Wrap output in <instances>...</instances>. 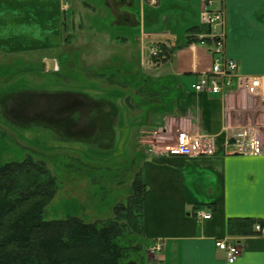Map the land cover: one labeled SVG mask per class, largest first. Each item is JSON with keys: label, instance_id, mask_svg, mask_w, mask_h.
Instances as JSON below:
<instances>
[{"label": "crops", "instance_id": "0c3cea01", "mask_svg": "<svg viewBox=\"0 0 264 264\" xmlns=\"http://www.w3.org/2000/svg\"><path fill=\"white\" fill-rule=\"evenodd\" d=\"M127 5L129 14L120 18L124 27L115 26L114 31L108 32L103 29L107 27L102 17L97 19L102 30L98 38L100 46L88 59L92 62L110 59L116 64L122 61L123 54L106 47L124 49L137 64L135 67L133 63L126 71L142 73L145 85L158 88L142 119L140 115L132 119V107L130 112H124L127 123L123 134H136L137 139L145 134L140 142L147 155L139 171L146 186L141 241L142 249L144 244H148V249L141 253L142 260L145 264H231L216 246V241L225 240L242 249L241 256L232 264H264V234L255 229L256 224L264 223V154L220 152L214 156L171 157L163 151L161 142L166 133L175 135L184 130L209 134L222 148L235 131L252 127L242 121L252 118L254 98L236 88L225 96L193 90L200 76L210 72L213 62L209 46L184 42L189 30L201 26V0H158L156 6L145 0L135 3L130 0ZM214 9L224 13L222 30L227 57L238 62L243 76L264 75V0H215ZM65 12L63 0H0V60L12 61L10 64L0 61V72L11 70L17 63L34 67L39 65L38 61L42 71L47 72L51 60L56 62L55 69L59 72L63 52L68 49H63L67 31ZM79 24L82 30L83 24ZM147 41H151L152 47L168 44L176 48L166 63L152 61L143 70L140 53ZM32 56L34 61L30 62L28 57ZM76 94L84 111L47 115L51 119H59L58 116L66 119L76 114L81 122L77 126L66 124L63 129H82L95 137L102 128V115L109 111H99L96 101L85 94ZM128 119L136 120L138 128ZM151 129L158 130L156 138L149 135L152 133L146 135ZM199 211L210 213L211 218L198 219ZM245 219L256 222L250 233L231 234L229 222ZM155 241L161 242L163 249L151 254L149 248Z\"/></svg>", "mask_w": 264, "mask_h": 264}, {"label": "rangeland", "instance_id": "374dc122", "mask_svg": "<svg viewBox=\"0 0 264 264\" xmlns=\"http://www.w3.org/2000/svg\"><path fill=\"white\" fill-rule=\"evenodd\" d=\"M129 1L69 0V9L65 12L67 36L65 35L63 48L68 49L66 53L63 52L64 59L60 56L63 60L60 71L55 69L51 72L49 69L43 72L38 61L36 63L39 65L28 67L29 69L25 64L17 63L11 70L8 68L0 72V166L8 162L22 161L28 156L45 165L55 177L57 185L56 196L46 208L47 221L68 217H78L85 222L112 219L114 207L130 198L132 182L147 155L140 142L145 134H141L139 139L136 134H123L127 123L124 112H130L132 107V119L136 115H140L139 119H142L147 115V104L154 99L158 88L145 85L142 73L130 74L126 71L133 63L135 67L137 64L136 59L134 61V57L124 49L106 47L111 52L116 49L118 55L123 54L120 57L122 61L116 64L110 59L103 62H92L88 59L100 46L98 38L102 30L97 19L102 17L104 26L107 27L103 29L108 32L114 31L115 26L124 27L120 18L129 14ZM145 1L149 3L148 0ZM74 20L76 22L73 26ZM78 23L83 24L82 30L77 26ZM160 45L168 44L153 47L160 50ZM151 47V41H147L146 47L140 53L139 64H143V70L148 68L149 63H153ZM28 59L33 62L34 56ZM155 82L153 77L151 83L154 85ZM66 91L85 94L92 101H96L99 111H109L102 115V128L97 130V136H89L82 129H63L66 124L77 126L81 122L76 114L66 119H62L63 116L51 119L47 114L34 115L33 113L41 111L35 110V106L32 114L28 112L31 111L28 109L31 105L45 98L60 102L64 99L62 95H66L77 99L78 94L68 95ZM254 101L252 118L245 119L242 124L251 125L261 132L264 128V104L261 98H254ZM128 122L136 125V120L132 122L128 119ZM134 127L138 128L137 125ZM149 131L146 135L152 133L149 135L156 138L158 130ZM167 135L166 133L164 137L161 136L162 146L170 143ZM130 137L132 144L127 140ZM140 220L141 218L135 220L138 226ZM129 230L126 224L122 243L127 248L133 246L138 249L128 250L122 264L137 262L134 260L139 253L137 250L145 253V249H148V244H144L142 249L141 236Z\"/></svg>", "mask_w": 264, "mask_h": 264}, {"label": "trees", "instance_id": "16d2710c", "mask_svg": "<svg viewBox=\"0 0 264 264\" xmlns=\"http://www.w3.org/2000/svg\"><path fill=\"white\" fill-rule=\"evenodd\" d=\"M209 33L205 26L191 29L187 44L198 42L199 34ZM175 48L160 45V56L152 61L166 63ZM145 192L139 171L132 182V196L114 207L112 219L85 222L68 217L47 221L46 208L57 193L55 177L30 156L1 165L0 264H122L128 250L138 249L125 247L122 236L126 224L130 232L142 236ZM138 218L139 226L135 221ZM255 224L247 219L230 221L229 231L250 233ZM137 251V262L130 264H145Z\"/></svg>", "mask_w": 264, "mask_h": 264}, {"label": "built area", "instance_id": "2783aa9c", "mask_svg": "<svg viewBox=\"0 0 264 264\" xmlns=\"http://www.w3.org/2000/svg\"><path fill=\"white\" fill-rule=\"evenodd\" d=\"M203 4L202 23L210 27L214 33V61L212 71L209 75L200 77L193 85L198 93H209L214 95H225L235 84L238 89L246 92L253 98H261L264 104V75L257 77H246L239 73V66L235 60L225 55L224 35L217 33L223 23V13L212 11L213 0H201ZM152 3H156L152 0ZM157 57L158 52L153 51ZM170 143L165 146L166 153L171 156L198 157L212 156L217 154L219 148L213 136L208 134H193L181 131L174 137H170ZM223 152L230 155L258 156L264 154V133L248 127L237 131L228 139L222 148ZM199 219L208 220L210 214L199 212ZM256 230L264 234V228L256 226ZM216 246L225 253L228 263H234L241 255V248L222 240L217 241ZM162 249L156 243L151 252H159Z\"/></svg>", "mask_w": 264, "mask_h": 264}, {"label": "flooded vegetation", "instance_id": "af4514ba", "mask_svg": "<svg viewBox=\"0 0 264 264\" xmlns=\"http://www.w3.org/2000/svg\"><path fill=\"white\" fill-rule=\"evenodd\" d=\"M69 94L76 95V93H71L70 91H66ZM70 92V93H69ZM63 103L52 102L49 98L43 99L41 102H37L36 104L31 105L28 111L32 114V110H34V106L37 107L38 110L41 111L33 113L34 115L40 116L41 114H61V113H69V112H77L72 110H78L79 112L84 111L83 106L78 104V99H71L70 96L62 95ZM43 103V105H42ZM54 112V113H52Z\"/></svg>", "mask_w": 264, "mask_h": 264}, {"label": "water", "instance_id": "95a60500", "mask_svg": "<svg viewBox=\"0 0 264 264\" xmlns=\"http://www.w3.org/2000/svg\"><path fill=\"white\" fill-rule=\"evenodd\" d=\"M55 61L50 62V71L53 72L55 70Z\"/></svg>", "mask_w": 264, "mask_h": 264}]
</instances>
